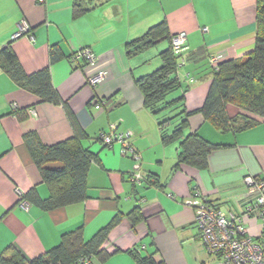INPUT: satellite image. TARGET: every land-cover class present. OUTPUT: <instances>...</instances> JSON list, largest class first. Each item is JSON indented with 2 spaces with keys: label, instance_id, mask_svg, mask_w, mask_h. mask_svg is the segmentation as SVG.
Returning a JSON list of instances; mask_svg holds the SVG:
<instances>
[{
  "label": "crops",
  "instance_id": "obj_1",
  "mask_svg": "<svg viewBox=\"0 0 264 264\" xmlns=\"http://www.w3.org/2000/svg\"><path fill=\"white\" fill-rule=\"evenodd\" d=\"M85 2L89 9L76 16L75 0H0V50L11 44L27 74L48 68L61 98V104L44 102L0 67V255L15 248L30 261L66 234L80 231L89 242L110 227L104 256H95L92 264H137L133 251L154 256L158 264H218L186 202L199 191L221 211L238 212L244 178L264 179V120L246 130L222 131L199 110L213 81L210 59L240 60L254 49L258 0ZM164 22L169 36H187L184 51L176 54L181 87L166 99L184 95L185 106L154 114L145 107L137 81L161 68V54L172 43L160 40L142 52L133 44ZM23 23L30 32L13 39ZM85 49L96 55L94 63L74 59ZM53 52L59 56L54 62ZM99 74L101 82L91 86ZM183 109L187 117L180 115ZM227 113L230 119L244 114L232 104ZM184 117V136L197 134L219 146L204 170L177 166L179 143L162 141L160 123L169 121L172 132ZM76 128L86 134L82 144L96 158L87 176V198L50 211L29 202L24 208L23 199L33 192L43 200L51 195L25 136L35 134L52 146L75 137ZM113 129L131 133L141 159L139 182L137 162L121 154V145L100 140ZM261 227L260 221L248 223L256 238Z\"/></svg>",
  "mask_w": 264,
  "mask_h": 264
},
{
  "label": "trees",
  "instance_id": "obj_2",
  "mask_svg": "<svg viewBox=\"0 0 264 264\" xmlns=\"http://www.w3.org/2000/svg\"><path fill=\"white\" fill-rule=\"evenodd\" d=\"M89 9L85 0H75L76 16ZM258 32L254 49L240 60L222 61L218 70L212 68L213 81L208 96L199 113L219 127L222 131L235 129L246 130L264 120V0H258ZM169 39L166 23L151 29L142 39L134 42L135 52H142L160 40ZM59 58L51 54V61ZM162 66L154 73L138 79L137 85L144 97L145 107L154 114L176 105L185 106V96L167 102V97L181 87L177 77L178 56L170 48L161 54ZM0 67L27 91L37 95L44 102L61 104V98L53 86L48 68L33 74L23 69L11 44L0 50ZM232 104L240 108L244 114L230 119L227 106ZM191 113L188 114V116ZM180 115H186L183 109ZM187 117V115H186ZM169 121L160 123L164 144L179 143L177 166L187 164L198 170L207 168L209 154L219 146L211 144L197 134L184 136L187 118L181 121L172 132H169ZM87 136L76 128L75 137L52 146L41 143L35 134L25 136L29 151L41 170L45 183L50 187L48 199H41L34 192L23 199L30 204L50 211L79 203L87 198V176L89 168L96 160L95 156L84 148L82 141ZM50 164H60L51 167ZM110 228V227H109ZM109 228L100 231L92 240L85 242L80 231L66 234L59 245L33 260H27L18 250L10 248L0 255V264H79L83 259L95 256L103 257L102 245L107 239ZM137 264H158L154 256H141L132 252Z\"/></svg>",
  "mask_w": 264,
  "mask_h": 264
},
{
  "label": "built area",
  "instance_id": "obj_3",
  "mask_svg": "<svg viewBox=\"0 0 264 264\" xmlns=\"http://www.w3.org/2000/svg\"><path fill=\"white\" fill-rule=\"evenodd\" d=\"M207 31V29H205ZM30 32L27 23L19 27V31L13 35L16 39ZM173 50L176 54L184 51L187 36L180 34L171 39ZM84 58L88 63L97 60L96 55L88 49L82 50L74 56V59ZM221 57L213 56L210 64L213 69L218 70ZM99 74L90 79V85L96 86L103 78ZM99 109L100 106L96 105ZM131 133H118L114 129L109 134H104L100 138L107 146L115 143L121 145V154L131 157L137 162L135 167V181L141 180L140 156L130 143ZM246 187L245 195L238 201V212H223L218 206L203 197L201 192H195V196L186 202L195 210V223L200 231L201 239L209 253L214 255L218 264H264V179L252 176L244 178ZM23 207L29 206L28 202H23ZM260 221L261 233L256 238L251 235L249 221ZM79 264H92L91 260L83 259Z\"/></svg>",
  "mask_w": 264,
  "mask_h": 264
}]
</instances>
